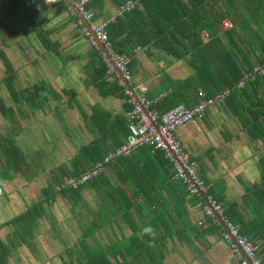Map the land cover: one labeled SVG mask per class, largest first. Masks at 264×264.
Wrapping results in <instances>:
<instances>
[{
	"label": "crops",
	"instance_id": "obj_1",
	"mask_svg": "<svg viewBox=\"0 0 264 264\" xmlns=\"http://www.w3.org/2000/svg\"><path fill=\"white\" fill-rule=\"evenodd\" d=\"M67 1L65 3L72 6L76 3L73 0ZM59 3V0H0V24L5 27L0 26V39L6 43L5 46L2 44L0 47L5 54V56L0 55V86L3 88L0 98L3 94H7L9 98L4 81L8 77L7 64L10 66V62L17 71L15 85L18 89L38 88L40 95L47 96L43 110L32 112L27 105H24V110H29L30 113L27 118L25 111L22 117L18 110L16 125L6 124L2 118L1 138L14 139L24 154L23 166L21 165L20 169L17 170L13 166L9 169V173L14 174L9 178L0 177L2 191L0 193V237L5 242L13 241V238L18 235L28 236V226L21 230L20 226H15L14 221L26 215L29 210H36L34 207L40 204L43 210L42 220L48 219L49 212L59 213V210L66 205L71 206L74 212L71 213L72 216L70 215V221H75L77 225L85 221L88 226H94L96 212L100 209L99 204L97 203V209H91L93 201H89L86 196L90 195L92 200L98 202L100 200L92 188L84 190L80 200H77L79 196L73 197V195L56 191L53 192L56 195L52 196L47 191L49 188L57 187L56 180L58 178L61 181L62 178L59 177L64 175V167L72 169V162L81 149L94 140L95 136L90 128L94 126L91 124L92 117L96 115L95 122L98 124L103 122L100 117L102 115L110 116L111 119L121 116L128 120L129 113L125 110L126 100L110 91L111 85L105 82L106 79L108 83L117 81L126 96L127 82L117 68L113 71L109 69L113 72L108 73L109 77L99 76L96 82L85 85V80H88L84 79L86 69H89L87 63L95 49L82 35V29L77 28L76 22H68L71 16L68 10L65 13L61 12ZM122 9L123 7L117 9L110 0H105V6L98 19L106 22L114 21L118 15L122 14ZM16 27L21 28L20 31L17 32ZM262 32L264 33V28ZM17 33L20 36H15ZM206 35L208 34L203 32V38L207 42ZM45 36L55 43V47L58 46L60 53H53L44 47L41 38ZM109 42L117 53L110 39ZM97 49L106 63L104 49L101 47ZM134 53L133 59L124 55L130 58V65L132 60L135 61L134 71L130 69L134 76L132 85L138 95L142 93L149 100H158L157 104L171 95L174 87L185 83L194 75L195 70L188 65L187 61L172 59L153 45L138 46ZM244 53L249 57L252 65H257L256 68L261 67L256 63L257 57L254 54L246 49ZM256 68L251 74H247L250 76V81L247 80L248 82L245 83L246 89L238 87L239 92L236 95L231 94L223 102H215L200 119L185 125L177 132L185 150L192 160L198 162V172L209 185L210 194L225 205L238 203L239 211L245 216L249 214L246 201L252 202V196L257 191V187L264 183V171L260 164L264 157V75L255 73ZM200 91L206 94L202 88H198L197 92L192 91L190 98H185V93L179 91L177 96L183 98L174 108L181 105L192 108L199 102ZM72 93L76 94L77 103L70 99ZM64 108L70 109L67 116L70 119L65 124L62 122L67 119ZM54 112L59 118V123L58 121L46 123L48 130L42 135L45 146L23 149L19 142L29 137L28 146L32 144L30 135H27V129L38 113L49 115ZM73 114L75 117L72 116ZM256 117L259 120H256ZM57 118L52 119L57 120ZM23 121L27 124L26 126L22 124ZM59 124H63V127ZM127 129L129 136L128 123ZM248 129L253 131L256 139L248 134ZM127 138L118 148L123 146ZM29 184H31L30 187ZM177 192L180 193L181 189H177ZM191 199L192 197L187 196L186 201L183 202L184 208L187 207L184 211L189 213V220H191L185 222L192 224L193 227L182 237L174 236V241L168 238L164 264H240L230 245L223 240V226L221 228L211 221L207 222L211 218L203 212L204 200L198 199L193 205L189 204ZM178 200L180 201V196ZM86 209L88 217L84 216ZM152 210H155L154 206ZM38 216V226L34 237L30 244L26 243V247L33 248L32 243L37 242L38 236L43 239L45 232H38L42 221H40L41 212ZM121 226L123 230L117 225H113V228L107 225V228L103 229L107 244L116 239H123L124 235L129 236L127 232V234L124 232L125 225L121 224ZM129 232L131 234L130 229ZM94 236V231L88 234L81 232V236L65 249L67 253L64 255L68 260L62 262V253H59L60 261L63 264H79L77 260L79 256L71 258L68 250L77 246L84 238L90 245L93 244L96 240ZM259 243L262 244L261 248H264V242L259 241ZM15 251L17 253H13L10 264H14L12 260L16 257L14 255L18 254L16 249ZM74 258L76 261L73 260Z\"/></svg>",
	"mask_w": 264,
	"mask_h": 264
},
{
	"label": "trees",
	"instance_id": "obj_2",
	"mask_svg": "<svg viewBox=\"0 0 264 264\" xmlns=\"http://www.w3.org/2000/svg\"><path fill=\"white\" fill-rule=\"evenodd\" d=\"M59 1L58 7L61 12L65 13L68 10L71 16L68 22H76L77 28L82 29L81 17H78V13H71L72 5L66 4L67 0ZM73 1L78 3L81 0ZM110 1L117 9L123 7L122 14L114 21L108 22L107 26L109 39L118 54L134 58V50L138 46L153 45L172 59L187 61L195 70L192 77L174 87L172 94L155 106L162 114L179 104L180 99L183 98L177 96L179 91L185 93V98H190L192 91L197 92L198 88H202L209 98L227 89H231L232 96L236 95L239 92L237 91L239 82L245 78V75L251 74L257 66L250 63L244 49L257 57L256 63L259 66H264V33L262 32L264 0ZM128 1L133 2V8L126 7ZM104 6L105 0H89L86 3V8L94 13L93 21L101 16ZM225 23H229L230 26L226 28ZM203 32L208 34L207 42L203 38ZM41 42L47 50L60 53L58 46L55 47V43L46 36L41 38ZM94 49L87 63L89 69H86V76L84 75V79H88L85 80L86 86L96 82L99 76L109 77L110 67L104 62L101 52L96 47ZM3 51L0 50L1 56L4 54ZM134 64L135 61L132 60L130 65L132 71ZM7 66L8 77L4 84L12 105H8L9 102L5 98H0V114L6 124L16 125L18 110L20 115L24 114V111H21L24 105H27L32 112L43 110L47 96L40 95L38 88L18 89L15 85L17 71L11 62L10 66L9 64ZM105 82L111 85L110 91L126 100L125 110L129 113L132 107L127 102L128 98L124 96L121 85H118L117 81L108 83L107 79ZM70 99L75 103L78 102L75 93H72ZM95 117L91 119V124L94 126L90 127L95 136L94 140L81 149L72 162V169L64 167L65 177H59L62 178L61 181L57 178V187L47 192L52 196L56 195L53 193L55 191L63 192L65 195L79 196L77 200H80L83 191L92 188L100 200L98 202L100 209L96 212L95 217H97L94 221L96 231L106 225L112 228L113 225H117L123 230L121 226L123 224L131 230V234L124 235L121 240L110 241L105 246L98 242L95 236V243L91 245L84 238L82 242L85 259L80 261L79 258V262L80 264H164L168 238L174 241V236L182 237L193 227L192 224L185 222L191 220L189 213L184 211L187 207L184 208L183 201L190 196L192 199L189 200V204L194 205L198 199L199 201L204 199L200 195H192L187 184L175 177L174 166L166 159L165 154L151 146H141L130 156L118 157L105 163L101 173L77 187L63 186L66 179L80 178L83 174L93 171L99 162L104 163L108 155L114 152L128 136L126 117L116 116L115 119H111L110 116L102 115L101 124L95 122ZM256 120L259 119L256 117ZM248 134L255 138L252 130L248 129ZM23 159L24 154L15 140L2 139L0 135L1 178H9L12 175L9 169L13 166L17 170L20 169V166H23ZM260 164L264 171V157ZM177 189H181V192H177ZM166 195L168 197H165ZM217 201L222 204L225 216L239 226L243 235L250 237L255 244L259 241L264 242V183L257 187L252 202L246 201L249 206L248 216L239 211L238 203L225 205ZM153 206L155 210H152ZM34 208L36 210L31 209L26 215L14 221L15 226H20L21 230L28 226V236L20 235L27 244L31 243L38 226L37 219L40 212L38 206ZM27 219L30 221H23ZM208 221L218 227L223 226L220 222H214L219 220L208 219ZM145 228H151L152 231L145 233L143 231ZM224 230L223 228V232ZM14 246L13 241L7 244L0 237V264H10ZM260 256L264 264V248H261Z\"/></svg>",
	"mask_w": 264,
	"mask_h": 264
},
{
	"label": "built area",
	"instance_id": "obj_3",
	"mask_svg": "<svg viewBox=\"0 0 264 264\" xmlns=\"http://www.w3.org/2000/svg\"><path fill=\"white\" fill-rule=\"evenodd\" d=\"M89 0H81L72 6L71 13H78L82 20V34L88 39L93 47L104 46V58L111 70L116 68L121 72L127 84H125V94L132 109L128 114L129 136L127 141L112 152L104 163L99 162L93 171L83 174L80 178H68L63 186L77 187L97 176L104 169V164L118 157L130 156L140 146H151L156 150L162 151L166 159L173 164L175 169V177L183 180L187 184L188 190L192 195H203L204 204L203 212L211 219L219 220L225 229L222 237L238 257L240 264H263L260 251L262 244L253 243L249 237L240 232L239 226L230 221L224 214V209L211 194L209 185L202 179L198 172V162L192 160L190 154L185 150L182 142L177 136L180 128L189 123L196 122L201 118L215 102H223L231 94V89L218 94L216 97L208 98L203 91H200L199 102L192 108L183 105L178 106L166 113H160L155 109L158 100H149L146 95L136 93V89L132 85L134 76L131 72L130 58L116 53L107 33L108 22L103 19L93 21L94 13L86 8ZM128 9L133 8L134 4L129 1L126 5ZM84 21L89 22L88 26ZM226 28L230 26L225 23ZM208 35L205 36L207 38ZM255 73L264 75V66L257 67ZM249 75L239 82L238 87L243 88ZM60 188L58 187V190Z\"/></svg>",
	"mask_w": 264,
	"mask_h": 264
},
{
	"label": "rangeland",
	"instance_id": "obj_4",
	"mask_svg": "<svg viewBox=\"0 0 264 264\" xmlns=\"http://www.w3.org/2000/svg\"><path fill=\"white\" fill-rule=\"evenodd\" d=\"M0 26L3 27L2 24H0ZM3 28H5V27H3ZM15 29L18 32V31H20L21 28L18 29L16 27ZM20 34L22 35L23 33H20ZM15 36H20V35H19V33H17V35H15ZM10 39L13 40L12 37H10ZM2 44L4 45L6 43H4L0 39V47L2 46ZM2 89H3L2 86H0V94L3 92ZM3 98H5L6 100L9 99L7 97V94H3ZM9 103L12 104L10 99H9ZM24 109H25V107H22L21 111H25ZM68 110H70V109H68V108L63 109V111L65 112V117L67 118L66 120H62L63 124L68 123V119H70L69 117H67L68 112H69ZM28 115H30L29 110L25 111V117L26 118L28 117ZM55 115H56L55 112H54V114H49V115H44L43 113H38V115L34 118V121L31 122V124L29 125V127L27 129V135H30V140H31L30 143H32V144L30 146H28L29 145V143H28L29 137H27L23 141L20 140V142H19L20 146L23 149H25V147L27 149H32V148H38L39 146H41V147L45 146L44 145L45 139H44V137L42 138V135L44 134V132L48 130L45 125H46V123L48 124L49 121L50 122L51 121H58V123H59V118H57V116H55ZM21 116L23 117V115H21ZM72 116L75 117V114H73ZM54 117H56L57 120L52 119ZM45 120H47V121H45ZM22 124H24L25 126L27 125L25 122ZM63 124H59V125H61L63 127ZM0 126L3 127L1 115H0ZM0 172H1V170H0ZM12 174H14V173H12ZM0 177H1V174H0ZM30 186H31V184H29V187ZM0 193H2L1 188H0ZM200 196L203 197V195H200ZM86 198L89 201H93L92 204L94 206L91 205V209H93V210L97 209L98 201L92 200L90 195H87ZM203 199H204V197H203ZM38 208H39V211L41 212V217H40V221H41L42 217H43V210L41 208V204L38 206ZM84 212H85L84 216L88 217V210L86 209V211H84ZM71 213H74L73 209L71 208V206H66V205L63 206V209L59 210V213L49 212V214L47 216L48 219L42 220L40 227L38 229L39 233L45 232L43 239H42V237L38 236L37 242L35 243V241H34L32 243L33 248L26 247V242L25 241L23 242V239H21L19 235L16 236L15 238H13V242L16 246V247L15 246L13 247V251H14V253H17L15 251L16 248H17L16 250L18 251V254L14 255L16 257L12 260L13 263L14 264H63L62 262H64V260H68V258L66 259L65 255H64L65 253H67L65 251V249L68 248L71 243H74L81 236V232L83 234H86V233L88 234V233H91L93 231H96L95 226H93V225L88 226V223L85 221L78 223L79 226L77 225V223L75 221H70ZM81 218H82V216H81ZM106 228H107V225L104 226L103 228H101V230L95 232V238L98 237V242H100L103 246H105L107 244L106 237H105L106 234L104 232L105 230H103ZM125 228H124V232L125 233L127 232L128 234H130L129 229L126 225H125ZM51 241H52V243H51ZM82 241L84 242V240L82 239L77 246L75 245L74 247L71 248V250H68V253L71 255V258L79 256L80 261L85 259V258H83V255L85 254V252H84ZM9 242L10 241H6L7 244ZM94 243H95V241L93 242V244ZM167 244L168 243L166 242V246H167ZM59 253H62V259H61L62 262L60 261ZM73 260L76 261L75 258ZM80 263L81 262H79V264ZM64 264H66V263H64Z\"/></svg>",
	"mask_w": 264,
	"mask_h": 264
},
{
	"label": "clouds",
	"instance_id": "obj_5",
	"mask_svg": "<svg viewBox=\"0 0 264 264\" xmlns=\"http://www.w3.org/2000/svg\"><path fill=\"white\" fill-rule=\"evenodd\" d=\"M205 115V114H204ZM200 119V118H199ZM145 233H147V232H151L152 231V229L151 228H145L144 230H143Z\"/></svg>",
	"mask_w": 264,
	"mask_h": 264
},
{
	"label": "water",
	"instance_id": "obj_6",
	"mask_svg": "<svg viewBox=\"0 0 264 264\" xmlns=\"http://www.w3.org/2000/svg\"><path fill=\"white\" fill-rule=\"evenodd\" d=\"M78 15H79V14H78ZM79 16H80V15H79ZM80 17H81V16H80ZM81 18H82V17H81ZM84 24L88 26V23H87L86 21H84ZM100 47L104 49V46H103L102 44L100 45Z\"/></svg>",
	"mask_w": 264,
	"mask_h": 264
}]
</instances>
